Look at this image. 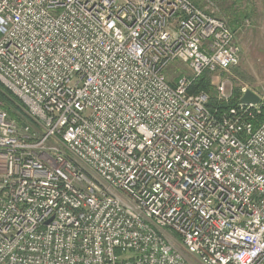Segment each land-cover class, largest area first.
I'll return each mask as SVG.
<instances>
[{"label": "built area", "instance_id": "obj_1", "mask_svg": "<svg viewBox=\"0 0 264 264\" xmlns=\"http://www.w3.org/2000/svg\"><path fill=\"white\" fill-rule=\"evenodd\" d=\"M238 60L191 0H0V264H264V88L189 92Z\"/></svg>", "mask_w": 264, "mask_h": 264}, {"label": "rangeland", "instance_id": "obj_2", "mask_svg": "<svg viewBox=\"0 0 264 264\" xmlns=\"http://www.w3.org/2000/svg\"><path fill=\"white\" fill-rule=\"evenodd\" d=\"M195 4L214 10L215 15L225 18L226 22L233 19L236 12L249 14L248 18H240V23L234 30L239 51V60L235 67L243 72L246 80L242 82L234 78L231 73L233 67L228 72L216 71L214 79L228 80L229 88L240 86L241 89L247 86L261 93V88H264V0H195ZM164 71L173 82L189 73L185 63L179 60L171 62ZM185 259L190 262L188 258ZM193 262L197 263L195 259Z\"/></svg>", "mask_w": 264, "mask_h": 264}, {"label": "trees", "instance_id": "obj_3", "mask_svg": "<svg viewBox=\"0 0 264 264\" xmlns=\"http://www.w3.org/2000/svg\"><path fill=\"white\" fill-rule=\"evenodd\" d=\"M191 1L195 4V0H191ZM198 7L201 8L202 6H198ZM248 16H249L248 13H243V12L241 14H237V12L235 14H233L234 18L227 22V24L230 27V29L232 30V32H234V30L236 29V25L240 23V18H248ZM217 17H220V16H217ZM221 18H223V17H221ZM223 19H225V18H223ZM231 70H232L231 73L233 74L234 78L239 79L242 82L246 80V76L243 74V72L240 69H238L237 67L234 66ZM209 78L210 77H209V74L207 71L202 73L201 76L197 77L194 80L191 87L189 88V92L190 93H197L199 91L206 92L209 95V101L207 103V106L211 109L216 108V107L217 108H223L226 105H228V106L233 105L238 101L239 96H240V86H234L233 87L232 97L229 99L228 103H225V102L220 101L216 98V96L214 94V90L209 83L210 82ZM0 101L2 103V107L5 108L9 112L10 116L17 115L15 110H16L17 104L19 102L17 101V99L14 96H12L8 92H4V90L0 89ZM259 119L260 120L264 119V106H263L261 114L259 115ZM25 120H26V118L24 120L22 119V121H25Z\"/></svg>", "mask_w": 264, "mask_h": 264}, {"label": "water", "instance_id": "obj_4", "mask_svg": "<svg viewBox=\"0 0 264 264\" xmlns=\"http://www.w3.org/2000/svg\"><path fill=\"white\" fill-rule=\"evenodd\" d=\"M259 97L253 93L250 89H246L240 96L239 101L241 103H257Z\"/></svg>", "mask_w": 264, "mask_h": 264}]
</instances>
